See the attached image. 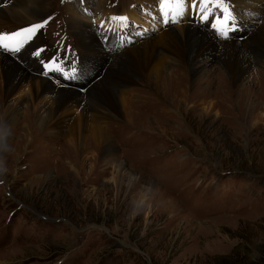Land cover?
I'll use <instances>...</instances> for the list:
<instances>
[{
  "label": "rangeland",
  "instance_id": "obj_1",
  "mask_svg": "<svg viewBox=\"0 0 264 264\" xmlns=\"http://www.w3.org/2000/svg\"><path fill=\"white\" fill-rule=\"evenodd\" d=\"M69 1L74 0H47V17L40 23L48 45L75 63L79 55L69 28ZM11 2L0 0V8ZM228 3V24L209 19L200 24L203 30L219 40L225 39L226 29L233 43L254 39L252 31L261 26L249 18L258 20L263 13L248 10L244 15L241 6L228 0L220 7L209 3V10L205 6L221 16L219 8L227 9ZM91 4L97 17L104 16L100 10L115 15L132 5L140 20L160 22L153 0ZM183 4V13L193 19L187 13L194 10L191 2ZM87 16L86 25L110 56L155 33L150 34L154 27L127 17L123 28L113 31L111 24L108 38L102 39L108 23ZM39 43L28 41L11 59L58 88L81 93L86 101L106 68L92 64V74L79 61L77 76L86 73L91 80L60 78L64 86L44 75V67L34 70L28 62V49L42 47ZM252 53L251 63L256 59ZM34 61L43 66V59ZM207 67L204 76L186 75L182 87L167 80L155 88L142 74L123 95L135 107L125 111L121 101L117 116L104 124L99 149L91 148L88 139L78 159L62 140L45 136L33 144L31 136L18 139L22 129L15 132L9 148L0 152V264H264V57L240 83L224 77L213 62ZM108 142L115 146L117 163L131 175H118L106 165ZM71 158L79 173L67 167Z\"/></svg>",
  "mask_w": 264,
  "mask_h": 264
},
{
  "label": "bare ground",
  "instance_id": "obj_2",
  "mask_svg": "<svg viewBox=\"0 0 264 264\" xmlns=\"http://www.w3.org/2000/svg\"><path fill=\"white\" fill-rule=\"evenodd\" d=\"M11 1L12 4H4L5 8L3 10L0 8V34L22 32V28H28L33 24H41L42 19L47 17L45 15L47 0ZM82 1L85 3L83 6L77 5L75 0L72 3L69 1L70 7L68 5L69 17H71L69 28L73 34V41L77 45L79 55L76 62L84 61V66L91 68V73L94 71L95 63H97V70L102 69L104 66L106 68L104 77L88 91L87 100L84 101L83 96L80 95L81 93L58 88L51 81L22 69L16 61H13L15 60L13 56L21 53L26 42L20 48V51L14 54L0 47V134L4 132V136L0 135L1 153L4 154V149L9 148V141L15 132L22 129L18 139L31 136L30 141L33 144L35 140L38 142L40 137L44 138L45 136H48L47 138L52 141L62 140V145L70 148L75 155L74 158L78 159L80 156L79 151H84L88 139L93 141L91 148L96 151L99 149L106 135L104 124L109 119L117 116L121 101L122 104H125V111L133 108L134 105L131 103L130 105L123 98V95L127 93L125 90L129 89L130 85H134V81L139 79L142 74H146L151 79L155 88L159 87L160 89L163 82L165 83L167 80L169 84L171 81H177L176 83L180 86V81L186 75L195 78L208 73L207 65L213 62L216 64V69L219 67L222 71L224 77L232 80L233 83H240L244 80L243 78L251 74L253 63L259 61L260 56L264 57V54H262V51L264 53V0H228V2H233L238 9L241 6L244 10L241 13L244 15L249 13L248 10L260 12L261 15L263 13V17L258 20L253 19L255 16L249 18L252 25L261 26L255 29L254 32L252 31L250 36H253L254 39L248 38L247 41L237 43H233L229 39H221V37L218 40V37L216 38L203 30L201 23L212 19L224 20L228 10L223 12L219 8L218 12H221V16H219L216 12H208L209 4H207L206 9L205 5H201L200 0H195L196 7L193 11H187V13L193 15V19L188 18L186 12L183 13L186 10L183 0L182 7L179 9L176 0H163V3L162 0H153L155 7L160 11L158 15L160 22H155L153 20L155 17L140 20L134 9L135 7L132 5L127 6L121 13L115 15H112V12L100 10L104 16L100 14L97 17L91 13L93 9H91L92 0ZM186 1L191 2V8H193V0ZM241 8L240 10H242ZM204 13H206L207 19H202ZM87 15H90L91 20L96 17L94 22L104 20L108 23L105 31L103 30L102 39L108 38L106 30L109 29L111 24L113 31H116L119 27L123 28L127 17H131L134 22H141L148 29L150 26L154 27L150 34L155 33L152 36L141 38V41L125 48L124 53L110 56V53L107 54L103 51L99 35L95 36L96 33L90 30L89 25H86L89 18ZM168 16H171L170 19H167ZM241 18L244 20L243 17ZM166 20L167 23H165ZM170 22H175V24L169 26ZM190 24H198L200 28L187 26ZM30 40L34 41V46L39 45V42L42 41V47L28 49V62L32 64L34 70H43V66L35 64L34 60L43 59V62H47L51 57L57 55V52L45 41L41 29L32 35ZM37 51L41 52L39 57L35 55ZM251 53L256 57L253 63L249 59ZM209 58L211 62H209ZM79 74H81V71H78V74L76 73L74 77H80L83 82L91 80L88 74L84 73L77 76ZM205 79L209 80L210 78L206 77ZM165 87L163 86V88ZM10 99L13 101L11 104L8 103ZM22 117L24 121L21 120ZM31 127L34 129L33 133L30 131ZM23 140L25 139L23 138L20 141ZM16 143H19V141ZM114 151V144L108 142L105 152L109 160L106 165L109 163L113 166L118 175H131L130 172L125 171L126 169L124 170L121 164L117 163V156ZM71 159V161L68 160V164L64 163V165L67 164V167H70L73 173H79L77 160ZM78 161L80 164V158ZM117 181L120 182L121 179Z\"/></svg>",
  "mask_w": 264,
  "mask_h": 264
},
{
  "label": "snow or ice",
  "instance_id": "obj_3",
  "mask_svg": "<svg viewBox=\"0 0 264 264\" xmlns=\"http://www.w3.org/2000/svg\"><path fill=\"white\" fill-rule=\"evenodd\" d=\"M162 3H163V0H162ZM200 3H201L202 6L203 5H207L209 3H213V4H215L216 7H220L221 4H222V0H200ZM176 4H177V8L178 9L181 8L182 7V0H176ZM192 7H193V9H195V7H196L195 0H193ZM221 11L227 12V9L221 8ZM121 19H123V18H121ZM202 19H207V15L203 16ZM165 23H167V20L165 21ZM218 23H219V21H218ZM222 23H224L225 25L228 24V15H225L224 21ZM41 27H42L41 24H34L31 27H29V28L23 29L22 31L24 33H27L29 36H31V35H34L39 29H41ZM215 27L216 26L214 25V28ZM21 34H22L21 32L0 34V41H10V40H13L15 37L20 36ZM222 34H223L224 38L227 39L228 32H227L226 29L224 30V32ZM0 47H2L5 51H10V52H13V53H16V52L20 51V47L19 46L11 47L7 43H0ZM35 55L37 57H39L41 55V52L37 51L35 53ZM54 63L55 62H52L51 64L48 63V62H44L43 63L44 70L46 72H51L53 70Z\"/></svg>",
  "mask_w": 264,
  "mask_h": 264
}]
</instances>
